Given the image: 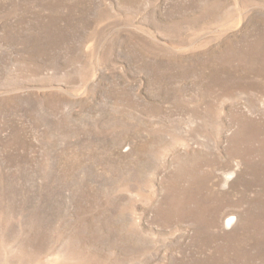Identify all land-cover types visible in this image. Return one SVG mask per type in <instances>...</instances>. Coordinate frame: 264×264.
Segmentation results:
<instances>
[{
  "label": "rangeland",
  "instance_id": "rangeland-1",
  "mask_svg": "<svg viewBox=\"0 0 264 264\" xmlns=\"http://www.w3.org/2000/svg\"><path fill=\"white\" fill-rule=\"evenodd\" d=\"M0 264H264V0H0Z\"/></svg>",
  "mask_w": 264,
  "mask_h": 264
},
{
  "label": "bare ground",
  "instance_id": "bare-ground-1",
  "mask_svg": "<svg viewBox=\"0 0 264 264\" xmlns=\"http://www.w3.org/2000/svg\"><path fill=\"white\" fill-rule=\"evenodd\" d=\"M233 220H234V219H233V216L230 215V216H228L227 223H228V224H232Z\"/></svg>",
  "mask_w": 264,
  "mask_h": 264
}]
</instances>
